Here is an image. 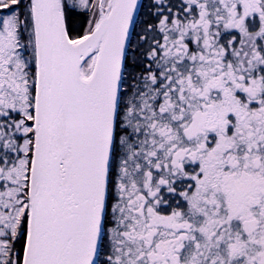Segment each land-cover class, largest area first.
<instances>
[{"label":"snow or ice","instance_id":"snow-or-ice-1","mask_svg":"<svg viewBox=\"0 0 264 264\" xmlns=\"http://www.w3.org/2000/svg\"><path fill=\"white\" fill-rule=\"evenodd\" d=\"M0 264H264V0H0Z\"/></svg>","mask_w":264,"mask_h":264}]
</instances>
